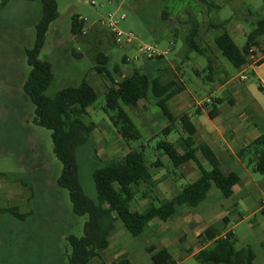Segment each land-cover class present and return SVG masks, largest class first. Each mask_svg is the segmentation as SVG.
<instances>
[{
  "label": "rangeland",
  "instance_id": "1",
  "mask_svg": "<svg viewBox=\"0 0 264 264\" xmlns=\"http://www.w3.org/2000/svg\"><path fill=\"white\" fill-rule=\"evenodd\" d=\"M2 1L4 0H0V264H68L71 247L66 238L70 234L76 237L83 235L87 215L78 216L73 213L68 190L57 184L62 164L53 152L51 131L32 122L34 106L23 91V83L30 71L26 51L33 47L35 24L41 16V6L39 2L25 0H7L1 6ZM55 1L58 16L49 25L39 54L40 60L50 63L53 73V79L44 92L49 98L54 97L61 88L79 85L83 78L92 84L95 78L93 67L100 52L108 58V71L119 79L114 67L124 72L120 74L129 75L143 65V58L134 60V56L138 55L139 45H157L161 49H169L166 60L177 62L180 54L184 55V39L192 23L197 22L198 33L205 35L211 29V24L223 23L228 19L225 29L237 46L242 48L246 42L243 33L247 36L257 27V20L264 17V0H227L225 4H221L220 9L211 11L202 0H126L121 2L120 7V0ZM108 11L125 13L126 18L120 29L135 35L137 40L133 44L114 41L110 30L101 22ZM73 16H79V20L84 19V33L81 35H74L70 31ZM232 26L239 32L233 33ZM212 32L215 37L221 30L212 28ZM263 45L261 42L260 46ZM73 52L80 53L81 56L76 57ZM124 56L130 60L128 63L122 61ZM188 56L189 60L184 65L175 64L177 68H170L171 72L164 74V78L174 77L178 81L182 78L188 83L187 78L191 76L195 81H205L207 72L197 77L193 70L198 66L206 69L207 58L194 52ZM221 60L231 74L236 73L225 58L221 57ZM149 64L162 67L166 61L152 60ZM147 73L153 76L159 74L157 68ZM254 80V77H250L249 81ZM95 89L97 99L87 108L88 114L84 116V121L94 123L97 127L90 135L89 142L76 151L80 185L93 201L97 199L93 169L107 160L123 157L108 158L102 155L101 148L112 140V137L104 135L109 129L107 125L110 124L114 130L115 128L104 111V93L99 88ZM150 100L153 101V98L150 97ZM122 108L133 118L128 106L122 105ZM151 109L153 112H161L154 104H151ZM137 127L142 139L125 143L129 151L143 148L146 165L153 173L150 161L158 157L156 142L160 138L144 142L143 131ZM104 129L105 133H102ZM99 132L102 133L100 141L93 137V134ZM160 152L161 159L167 160ZM245 166L251 181L240 195L222 198L224 203L231 204L228 210L230 222L225 227H219V230L231 229L235 235V248L249 247L255 254L254 263L264 264V212L254 213V208L264 198V174L254 172L247 161ZM243 176L245 178L246 175ZM188 183L187 178H180L178 186L181 189ZM256 184L261 188H255ZM215 191L218 190L213 188L208 193L206 203L217 200ZM172 198L158 201L154 196H149L146 205L158 206ZM135 202H138L137 196L130 203V209H134ZM8 207H17L20 213L29 216L20 221L3 212ZM119 227L123 225L117 220L115 229ZM144 236L145 233L133 238L127 234L119 245L126 244L125 248L130 254L136 253L139 247L143 253L142 249L149 243ZM135 241L141 242V245ZM188 243V247H192V241L189 240ZM175 252L177 254L178 250ZM108 254V250L103 251L95 261L107 264L112 261ZM179 256H175V260L183 259L182 264H199L191 257Z\"/></svg>",
  "mask_w": 264,
  "mask_h": 264
},
{
  "label": "trees",
  "instance_id": "2",
  "mask_svg": "<svg viewBox=\"0 0 264 264\" xmlns=\"http://www.w3.org/2000/svg\"><path fill=\"white\" fill-rule=\"evenodd\" d=\"M25 1L39 2L41 16L35 24L33 47L26 51V62L30 71L23 83V91L34 106L32 122L51 131L53 152L62 164L57 184L68 190L73 213L78 216L87 215L83 225V235L76 237L70 234L66 238L71 247L68 264H89L94 257L99 256L100 252L107 248L117 220L137 238L144 233L152 219L165 221L176 214L181 205L196 207L202 203L212 185L219 189L222 197L228 198L232 195L233 187L239 182L238 175L234 172L223 173L214 152L205 144H195L194 127L185 116L181 117V124L186 133L183 139L186 150L178 153L174 145L165 139L173 131V123L177 118L170 112L168 101L184 89L182 83L174 77L164 78V74L171 72L170 68L166 65L158 67L159 74L153 76L140 67L115 81L106 67L108 58L100 52L96 56L93 70L112 80V84L104 92V111L120 137L126 142L141 139L140 131L122 105L134 107L139 100L148 101L152 97V104L160 109L169 122L158 134L163 139L156 143V148L162 150L175 167L189 160L196 162L195 153L199 151L209 168L205 169L197 163L199 176L195 181L183 186L172 199L158 206L152 205L139 213L130 210V203L138 193L139 187L146 185L150 188L153 180L146 165L143 149H133L122 158H112L93 169L92 178L97 199L96 201L90 199L79 182L76 151L89 142L90 134L95 128L94 123L84 121V116L88 114L87 108L96 101L98 94L88 80L83 78L79 85L61 88L52 98L44 95L53 79V73L50 63L40 60L39 54L48 27L58 16L57 4L55 0ZM6 2L7 0L2 1L1 6ZM83 26L84 20H79V16L72 17L70 27L72 34L81 35ZM211 27L221 30L215 37V46L220 55L238 69L246 64L249 49L258 46L255 38L264 34V18L257 22V27L250 33L242 48L234 43L225 31L223 23L211 24ZM197 30L198 26L194 24L184 39V57L187 58L193 52L205 56L208 63L203 72H207L206 78L211 80L212 59L208 55V49L199 46L195 41ZM73 55L81 56L80 53L75 52ZM160 60L162 59H156V61ZM122 61L126 63L125 57ZM114 72H119L118 67H114ZM214 113V111L209 112V116L213 117ZM238 157L247 161L254 172L264 174V132L245 144L238 151ZM3 212L20 221H24L29 216L20 213L17 207L5 208ZM217 231L218 226L210 225L197 237L202 248L193 257L199 264H255V254L249 247L235 248V235L232 231H228L223 236H217ZM262 244L264 245V240ZM146 249L151 253L154 264H174L168 250L161 248L155 251L149 246ZM108 264H131V262L124 258Z\"/></svg>",
  "mask_w": 264,
  "mask_h": 264
},
{
  "label": "crops",
  "instance_id": "3",
  "mask_svg": "<svg viewBox=\"0 0 264 264\" xmlns=\"http://www.w3.org/2000/svg\"><path fill=\"white\" fill-rule=\"evenodd\" d=\"M226 1L203 0V4L211 11L213 9H220L221 4H225ZM228 21L227 19L223 24L225 25ZM194 24L198 26V23L195 22L192 23V27ZM212 28L208 29L205 35L199 34L197 30L195 36V41L199 46L208 49V55L212 59V74L210 76L212 78L211 80H207L205 76V81L199 82L189 76L187 78L189 80L188 83L183 81L182 78L179 79L184 89L168 101L170 112L177 118L173 123V131L165 139L174 145L178 153H183L186 150L183 142L186 133L183 131L181 124V117L185 116L194 127L195 144H205L214 152L219 160V166L223 173L228 174L234 172L238 175L239 182L233 187L232 193L233 196H237L244 192L245 187L251 181V176L249 175L248 168L245 166V161L238 157V151L245 144L253 141L264 132V45L260 46L261 42L264 44V34L255 38L258 46H253L255 48L254 55H248L246 64L242 67L236 69L232 66L236 70V73L231 74L228 67L222 62V56L215 46L216 36H213ZM231 28L233 33L239 32L237 28L233 26ZM225 31L233 40L231 34L226 29ZM250 33L247 36L243 33V36L246 37V42ZM162 60L166 61L165 65L168 68L175 69L177 68L175 64L181 63L184 65L185 61L189 60V56L186 58L183 54H180L177 62L166 60V58ZM151 62L152 60L144 61L141 68L145 71H152L155 68L161 67L149 64ZM118 70L117 76H120L119 79L126 76L125 74H120V72H123L121 69L118 68ZM204 70L205 68L198 66L193 72L197 77H200L199 74L206 73L203 72ZM241 74L246 75L247 79L241 80L239 78ZM250 77H254L255 80L249 81ZM113 79L115 81L119 80L114 76ZM92 81L93 85L88 82L93 87L99 88L103 93L112 84V80L109 77L104 74H97L96 72L95 78ZM151 104V100H139L134 107L128 106L131 109L133 122L143 131L145 136V139H143L144 142H150L156 137L163 139L158 134L169 124L161 112L152 111ZM213 111L215 112L214 116L210 117L209 112ZM94 125L95 130L97 126L96 124ZM107 126L109 129L104 135L107 138L112 137V140L111 142L109 141L110 143L106 142V146H101L102 155L108 158L124 156L129 151V148L111 125L109 124ZM102 133H105V129L102 130ZM102 133H95L93 137L100 141L102 139ZM156 151H158V157L150 161V167L154 170L153 173L150 172L152 174L153 185L150 188L146 185L139 187L138 193L136 194L138 202H135L134 209H130L131 211L142 213L152 206L153 204L146 205V200L149 196H154L158 201L176 196L181 190L180 186H178L180 178H187L189 183H191L199 176L197 163H200L203 168L206 166L207 168L205 169L209 168L207 161L199 151L195 153L196 162L189 160L178 167H175L169 159H161L160 151L162 150L156 148ZM162 154L165 155L163 151ZM243 174L246 175L245 178ZM213 188H216L218 191L214 193L217 200H214L212 203L205 202L206 196L205 200L196 207L189 205L179 206L176 214L165 221L158 218L152 219L144 230V237L149 241L148 246L155 251L161 248L168 250L174 264H182L181 261L183 259L176 261L175 256H179L180 254L179 258L191 257L194 259V254L202 248L197 241V237L208 226H218L217 236H223L228 231H232L231 229L219 230V227H225L230 222L228 210L231 208V204L227 205L222 201L224 197H222L219 189L214 185L211 186L209 192ZM255 188L260 189L261 187L256 184ZM254 209V213L259 211L263 212L264 210L260 208V203ZM127 234L133 237L124 226L115 229L109 238L107 248L102 250L99 256L94 257L90 263L99 264L95 260L100 257L103 251L108 250V257L112 259L110 262L126 258L131 264H154L151 253L146 248L142 249L143 253L139 247L136 249V253L131 252L130 254L125 248L126 244H123V246L119 245L123 243L122 238ZM189 240L192 241V247H188ZM135 243L141 245L139 241H135ZM176 250L180 253L178 254L177 252L176 254Z\"/></svg>",
  "mask_w": 264,
  "mask_h": 264
},
{
  "label": "built area",
  "instance_id": "4",
  "mask_svg": "<svg viewBox=\"0 0 264 264\" xmlns=\"http://www.w3.org/2000/svg\"><path fill=\"white\" fill-rule=\"evenodd\" d=\"M126 0H120L118 3L119 7L122 6L121 2ZM92 4H95L92 2ZM126 18L125 13H117L116 11H108L102 18V24L105 25L111 32L112 38L116 43L125 41L128 45L133 44L137 39L132 32L125 33L120 29L122 21ZM84 20V19H82ZM83 32V31H82ZM84 33V32H83ZM172 44V43H171ZM169 49H161L157 45H139L138 46V55L134 56V60L137 61L140 58L144 60H156L163 59L167 56ZM255 48L251 47L249 49V55H254ZM125 57V62L128 63L130 60L127 56ZM241 80H246L247 76L241 74L239 76ZM260 208L264 209V198L260 202Z\"/></svg>",
  "mask_w": 264,
  "mask_h": 264
}]
</instances>
